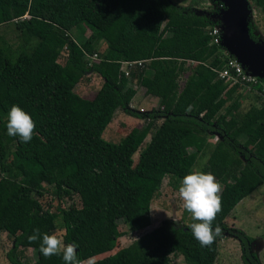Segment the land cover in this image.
<instances>
[{
    "label": "trees",
    "instance_id": "16d2710c",
    "mask_svg": "<svg viewBox=\"0 0 264 264\" xmlns=\"http://www.w3.org/2000/svg\"><path fill=\"white\" fill-rule=\"evenodd\" d=\"M182 1L0 0V24L14 20L21 38L13 48L0 36V231L12 236L11 261L19 263L16 249L30 247V264H65L62 256L44 257L40 240L28 241L34 229L41 239L54 234L57 222L64 242L79 245L81 260L110 251L122 234L118 220L131 230L148 226L163 177L182 182L207 150L198 169L223 186L222 211L213 222L221 234L214 243L201 247L189 227L192 219L164 218L94 264H171L172 255L185 264H214L224 234L238 240L243 264H260L250 250L253 238L225 218L264 183V99L217 75L225 61L209 33L217 21L210 10L195 11L204 0ZM253 2L264 8V0ZM249 33L256 39L250 28ZM93 52L97 59L88 64ZM121 60L141 63L125 75ZM91 73L102 80L88 98L75 86ZM132 74L144 93L158 97L159 106L146 112L142 126L113 142L101 133L115 111L137 113L129 105L136 94ZM246 92L255 101L240 111ZM12 105L35 121L28 143L7 134ZM46 193L66 205H44Z\"/></svg>",
    "mask_w": 264,
    "mask_h": 264
},
{
    "label": "rangeland",
    "instance_id": "374dc122",
    "mask_svg": "<svg viewBox=\"0 0 264 264\" xmlns=\"http://www.w3.org/2000/svg\"><path fill=\"white\" fill-rule=\"evenodd\" d=\"M177 3L185 4L186 1L174 0ZM251 8L250 18L248 21V28L252 29V33L264 41V8L254 4L253 0H248ZM197 9L211 11L213 14L219 13L221 9L225 8L224 3L221 0H204ZM215 19V17H214ZM219 23V20H216ZM14 20L0 24V36L5 39L13 48L19 46L21 38L19 31L15 28ZM217 23V24H218ZM88 30H85L87 34ZM104 46V41L101 43V47ZM63 57H59V61H62ZM190 64H187L186 70L183 76L180 77V83L183 81L184 76L189 73ZM137 76H129L130 83L136 87V94L130 101V107L139 114L127 113L121 109H117L109 121L107 126L103 129L101 135L110 141H119L124 134L132 127H140L146 121V112L156 110L159 106L158 97L148 95L143 92V89L137 85ZM102 78L97 74H89L87 80H83L75 86V90L90 98L93 96L97 88L100 86ZM262 99V98H261ZM255 100L251 93H245V96L240 100V111L246 110L250 103ZM161 121V116L156 119V123ZM209 137V141L213 142L217 137ZM149 136H146L143 144L146 143ZM134 157H138V151L135 152ZM207 158V150L199 153L197 156L194 168H200ZM181 182L174 183L169 182V177L164 176L159 189L155 193L150 203V224L145 228L139 230H131L126 223L122 220H118V229L122 232L117 239L116 246L110 251L103 252L97 256L91 257L96 259L104 255L113 253L116 249L131 242L134 238L140 234L151 230L157 226L164 218H173L177 221L188 223L192 217L183 208V202L179 198L178 189ZM48 201H51L52 208L59 203L62 206L66 205L65 201H58L52 195V193H46L42 197L44 205ZM59 221V220H58ZM225 222L230 227H236L242 229L247 235L253 238L250 243V250L254 251L260 264H264V183L259 184L249 194L241 198L231 209L225 218ZM57 228L54 231L55 234L62 235L63 229L57 222ZM12 246V236L6 231H0V263L1 264H30L34 258L35 253L32 248H25L21 251L16 249L14 251V258L19 262L15 263L11 261L7 256V251ZM242 251L240 244L233 236L224 234L218 241V252L215 258L214 264H243ZM87 261V260H85ZM171 264H185L180 255L171 256Z\"/></svg>",
    "mask_w": 264,
    "mask_h": 264
},
{
    "label": "clouds",
    "instance_id": "9594fccd",
    "mask_svg": "<svg viewBox=\"0 0 264 264\" xmlns=\"http://www.w3.org/2000/svg\"><path fill=\"white\" fill-rule=\"evenodd\" d=\"M7 134L19 137L21 142L28 143L35 134V121L31 116L17 105H12L8 112ZM222 184L211 173L193 169L182 179L178 189L179 198L183 208L191 214L194 221L189 225L193 237L201 247H210L217 236L221 234L219 226L213 228V222L222 211ZM40 240L39 251L46 257L62 256L65 264H94L93 258L81 260L77 254L79 245L76 242L66 244L63 236L59 234H41L34 229L28 236L29 243Z\"/></svg>",
    "mask_w": 264,
    "mask_h": 264
},
{
    "label": "water",
    "instance_id": "95a60500",
    "mask_svg": "<svg viewBox=\"0 0 264 264\" xmlns=\"http://www.w3.org/2000/svg\"><path fill=\"white\" fill-rule=\"evenodd\" d=\"M225 8L211 14L219 20L221 28L220 45L234 55L252 74L264 80V41L250 36L248 21L251 8L248 0H221ZM208 15V11L195 9ZM216 23V24H217Z\"/></svg>",
    "mask_w": 264,
    "mask_h": 264
},
{
    "label": "built area",
    "instance_id": "2783aa9c",
    "mask_svg": "<svg viewBox=\"0 0 264 264\" xmlns=\"http://www.w3.org/2000/svg\"><path fill=\"white\" fill-rule=\"evenodd\" d=\"M209 33L212 36V42L217 43L220 45L221 40V28L218 24H214L209 27ZM221 46V45H220ZM222 53L225 57V61L223 63V66L216 69L217 75L220 78H223L225 82L228 83V85L238 83L240 85H243L247 87L248 89H253L257 93L261 95V98L264 99V80L255 75L250 73L246 70V68L241 64L238 59L229 53V51L222 47ZM88 64L91 63V61L97 59L96 52H93L92 54L88 55ZM134 63L140 64V60H121V66L120 68L124 71L125 75H129L130 69ZM256 85H261L260 89L257 87H252Z\"/></svg>",
    "mask_w": 264,
    "mask_h": 264
}]
</instances>
